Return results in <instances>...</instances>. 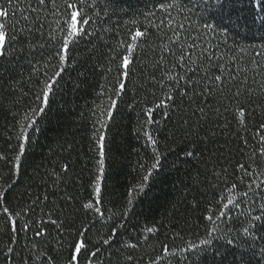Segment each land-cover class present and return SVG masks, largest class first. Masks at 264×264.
Wrapping results in <instances>:
<instances>
[{
	"label": "snow or ice",
	"instance_id": "snow-or-ice-1",
	"mask_svg": "<svg viewBox=\"0 0 264 264\" xmlns=\"http://www.w3.org/2000/svg\"><path fill=\"white\" fill-rule=\"evenodd\" d=\"M114 2L0 0V264H264V0H150L124 23ZM70 66L74 89L100 70L79 114L87 152L77 171L76 142L61 145L42 170L28 156ZM121 105L138 147L135 182L117 192ZM169 156L183 195L141 222Z\"/></svg>",
	"mask_w": 264,
	"mask_h": 264
},
{
	"label": "trees",
	"instance_id": "trees-1",
	"mask_svg": "<svg viewBox=\"0 0 264 264\" xmlns=\"http://www.w3.org/2000/svg\"><path fill=\"white\" fill-rule=\"evenodd\" d=\"M104 0H101L103 6ZM153 5L150 0H115L112 7L108 9L109 13L115 12L112 16V22L119 20L121 23L133 18L142 20L140 15L147 12ZM115 39L114 36H105L107 42ZM251 42V41H245ZM258 42V41H256ZM70 66L65 73V83L68 85L62 94L58 93L52 98L46 118L41 122V131L37 133L34 140V147L29 153L28 160L30 163L47 166L50 161L58 157L63 158L67 154L63 152L61 145L76 142V152L73 153L74 159H79L80 164L77 166L79 171L80 165H83L85 153L87 152V138L83 131L84 124L79 118L81 112L86 111V105H90L93 98L91 95L93 86L101 79L100 70L95 69L96 75H92L89 70V77L86 83H82L78 89H74L69 81H76L78 72ZM27 65L21 61L15 71L11 73L14 79H20V76H27ZM83 80V77L80 78ZM134 93L130 92L126 97V103H131ZM122 115L117 116V126L113 129L114 140L111 144L113 158L110 161L108 185L117 192H122L130 182H135L134 164L137 159L133 148L138 147L137 141L132 133V127L135 121V113L121 105ZM11 124L10 115L7 112H0V131L3 125ZM4 147L3 140H0V149ZM174 157L169 156L165 162V171L160 173L157 178L150 184L146 193L136 206V211L141 214V222L144 217L149 219L158 218L162 213L170 208L171 204L180 199L183 195L181 180L185 179L184 171H177L171 166ZM31 174V168L28 170ZM86 179V176H85ZM28 175H25L15 190L17 194L22 192ZM11 198V197H10ZM190 198V197H189ZM190 211V210H189ZM193 217L195 213L192 214ZM136 221L133 220V223Z\"/></svg>",
	"mask_w": 264,
	"mask_h": 264
}]
</instances>
